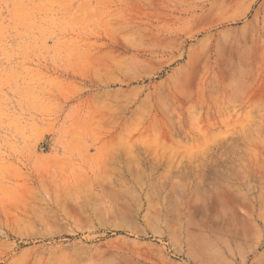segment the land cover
<instances>
[{"label":"rangeland","instance_id":"rangeland-1","mask_svg":"<svg viewBox=\"0 0 264 264\" xmlns=\"http://www.w3.org/2000/svg\"><path fill=\"white\" fill-rule=\"evenodd\" d=\"M263 225L264 0H0V264H261Z\"/></svg>","mask_w":264,"mask_h":264},{"label":"bare ground","instance_id":"bare-ground-1","mask_svg":"<svg viewBox=\"0 0 264 264\" xmlns=\"http://www.w3.org/2000/svg\"><path fill=\"white\" fill-rule=\"evenodd\" d=\"M226 191L228 192V190L226 189ZM225 194H226V196H227V193L226 192H224ZM231 195H232V193H230ZM228 198H229V194H228ZM257 212V211H256ZM261 222V221H260ZM260 238H263V240H264V225H263V231H262V235L260 236ZM261 243V242H260ZM260 246V245H259ZM258 246V247H259ZM256 251V250H255ZM261 258L263 259V261H264V253L261 255ZM248 259V258H247ZM260 260L261 259H259L258 261H256V264H259V262H260ZM261 264H264V262L263 263H261Z\"/></svg>","mask_w":264,"mask_h":264}]
</instances>
